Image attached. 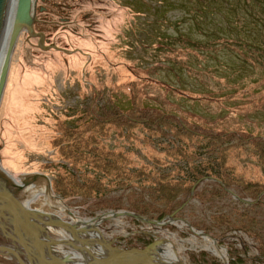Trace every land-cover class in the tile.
Returning a JSON list of instances; mask_svg holds the SVG:
<instances>
[{
  "label": "rangeland",
  "instance_id": "rangeland-1",
  "mask_svg": "<svg viewBox=\"0 0 264 264\" xmlns=\"http://www.w3.org/2000/svg\"><path fill=\"white\" fill-rule=\"evenodd\" d=\"M33 24L43 38L39 42L21 32L0 102V176L30 180L45 175L48 179H33V190L46 187L71 215L98 221L99 232L114 248L130 250L125 240L141 235L154 239L153 244L171 241L185 264H264L258 250L264 232L254 238L230 226L247 224L241 214L264 226V205H254L237 186L216 195L215 181L205 178L181 197L180 210L156 221L128 209L141 196L148 200L141 186L120 188L85 164L75 173L87 171L105 187L95 199L63 200L48 182L69 168L51 139L60 129L75 126L88 109L100 117L113 109L127 111L131 99L124 85L129 82L135 83L149 109L158 107L196 124L247 130L264 138V0H45L35 3ZM49 45L56 48L45 47ZM245 88L249 91L240 94ZM173 89L212 100H192ZM233 93L236 96L223 98ZM170 126L162 132L145 125L111 128L99 141L126 154L132 168L144 166L176 178L205 157L199 150L187 164L168 156L166 147L191 143L174 137ZM234 148L229 165L248 180L264 181V160L256 149ZM43 197L41 193L33 198L30 207L58 215L43 205ZM97 201L105 208L97 209ZM71 215L61 218L70 223ZM218 216L224 222L217 223ZM11 253L0 235V264H28L20 250L14 252L15 259Z\"/></svg>",
  "mask_w": 264,
  "mask_h": 264
},
{
  "label": "trees",
  "instance_id": "trees-1",
  "mask_svg": "<svg viewBox=\"0 0 264 264\" xmlns=\"http://www.w3.org/2000/svg\"><path fill=\"white\" fill-rule=\"evenodd\" d=\"M124 86L128 89L131 99V107L127 111L113 109L112 112L100 117L88 109L78 119L75 126L60 129L58 131L60 135L51 139L52 147L57 148L59 158L68 162L69 166L67 171L65 169L64 172L56 174L51 181V188L56 195L66 200L73 199L75 196L95 199L97 195L104 194L105 187L95 176H91L92 174L87 171H83L79 175L75 173L79 170L80 164H85L91 171L114 181L120 188L131 185L141 186L148 200L144 199L145 196H141V199L128 209L156 221H162L166 216L180 210L183 203L181 197L189 194L192 188H196L197 182L205 178L214 180V185L216 184L219 189L212 194L218 195L225 187L234 185L249 195L253 199L254 205H264V197H262L264 181L248 180L229 165V156L231 151L235 150V146L251 145L256 149L259 158L264 160V138L247 130H223L196 124L158 107L149 109L143 105L135 83L129 82ZM168 87L171 89L170 86ZM173 90L187 98H192V100H212V97L205 94ZM247 91L249 90L245 88L239 93ZM234 96H236L235 93L223 98ZM140 125H145L152 132H162V129L171 125L170 127L174 128V137L191 143L190 145L185 144L188 146L177 144L172 150L166 147V154L177 156L187 162L189 159L197 157L201 150L199 154H204L205 160L200 161L197 165L186 167L187 174L175 178L170 173L150 171L144 166L132 168V163L126 154L107 149L100 144L99 137L107 136L111 128L131 129ZM171 144L172 141L166 146H171ZM188 148H192L191 152L188 151ZM96 204L97 209L105 208L103 201H97ZM97 209L90 210L89 216L95 217ZM223 218L222 216L215 217L219 224L224 222ZM241 219L245 220L247 224L243 221L239 225H229L244 230L254 238L261 236V233L264 232V226L257 227L259 221L254 217L241 214ZM125 241L127 242L125 248L145 249L154 242V239L140 235ZM258 250L261 251L260 256L264 257V242L260 244ZM214 261L212 264H219V261ZM231 264H239V262L232 260Z\"/></svg>",
  "mask_w": 264,
  "mask_h": 264
},
{
  "label": "bare ground",
  "instance_id": "bare-ground-1",
  "mask_svg": "<svg viewBox=\"0 0 264 264\" xmlns=\"http://www.w3.org/2000/svg\"><path fill=\"white\" fill-rule=\"evenodd\" d=\"M15 2L16 0H8V10L0 37V67L8 43ZM5 175L6 178L3 177L2 179L3 181H9L10 185L7 186L8 188L6 189L4 187H0V189L11 207L4 205V210H0V222L6 226L17 224L22 227L25 222L26 227L36 241L44 243L51 248L52 258L54 260L58 258L62 260L61 263L63 264H73L76 261L74 259L82 261L81 263L85 264H97L110 260H128L131 262L145 261L150 264H185L179 258L177 251L169 240H160L143 251L125 252L121 248H114L105 241L102 234L99 232L97 228L99 224L98 221L77 218L71 215L66 205L51 192H48L46 187L39 191H35L32 186H30L33 182L29 183V185H24L23 182L27 181L25 178L20 177L16 179L12 175ZM41 193L44 194L43 205H47L51 209H54L58 215L53 213V211L46 213L42 208H35L34 210L38 215H34L29 213L23 205H16V203H22L25 207L31 209L30 204L32 199L36 198ZM39 201L40 200L35 201V203ZM64 213H69L71 215L72 221L70 223L62 220L61 214ZM6 231L7 235L2 236L8 241L13 259H15L14 252L20 250L22 257L28 261V264H41L28 247L18 238L9 234L10 231ZM37 236H39L40 239H38ZM21 247H23V249ZM12 248H14V251ZM67 254L70 258H67ZM64 256L67 260L64 259ZM14 261L18 264L17 260Z\"/></svg>",
  "mask_w": 264,
  "mask_h": 264
},
{
  "label": "water",
  "instance_id": "water-1",
  "mask_svg": "<svg viewBox=\"0 0 264 264\" xmlns=\"http://www.w3.org/2000/svg\"><path fill=\"white\" fill-rule=\"evenodd\" d=\"M7 5H8V0H0V37L2 34L6 13L8 10ZM33 7H34V0H16L15 2L14 14H13L12 24H11V28L9 32L8 43H7L6 51H5L3 60H2L1 67H0V102H1L2 94H3V90L6 84L11 55H12L13 49L15 47V44L21 32L25 31L29 36L38 37L39 42H41L43 38V35L41 33H37L33 31V22H34ZM45 47L56 48L54 45H49ZM5 174H4V177L6 176ZM36 177L37 178L38 177L47 178L45 175L36 174V175H32V178L30 180L24 181L23 184L29 185V183L33 182L34 181L33 179H35ZM2 178L3 177L0 176V187H4L6 189L8 188L7 186L10 185V182L7 180L3 181ZM48 182H49V185L51 186L50 181ZM4 205L10 206L8 200L6 199V197H4V193L0 189V210L2 209L4 210V207H3ZM16 205H23V207L27 209L29 213L38 215V213L34 209L27 208L22 203H16ZM6 230L10 231L9 234L15 236V238H18L26 247H28L34 253V255L38 258L41 264H63L61 263L62 260L58 258H55L54 260L52 258V250L48 245L44 243H40L39 241H36V239L31 235L28 228L26 227L25 222L23 223V227L17 224H14L12 226H6L0 222V235H7ZM148 247H146L145 249L131 248L130 250H124V249L123 250L125 252L143 251V250H146ZM119 263L121 264H150L145 261L131 262L128 260H121V261L110 260V261H103L97 264H119ZM74 264H85V263L80 262V263H74ZM87 264H90V263H87Z\"/></svg>",
  "mask_w": 264,
  "mask_h": 264
},
{
  "label": "flooded vegetation",
  "instance_id": "flooded-vegetation-1",
  "mask_svg": "<svg viewBox=\"0 0 264 264\" xmlns=\"http://www.w3.org/2000/svg\"><path fill=\"white\" fill-rule=\"evenodd\" d=\"M36 1H42V2H43V1H45V0H34V7H35V3H36ZM34 7H33V13H34ZM39 10L42 11L43 8L40 7ZM33 23H34V22H33ZM33 26H34V24H33Z\"/></svg>",
  "mask_w": 264,
  "mask_h": 264
}]
</instances>
